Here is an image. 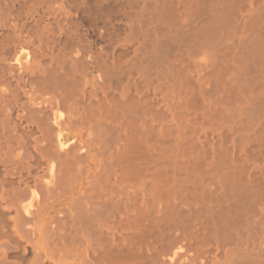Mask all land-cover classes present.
Segmentation results:
<instances>
[{"label":"bare ground","instance_id":"obj_1","mask_svg":"<svg viewBox=\"0 0 264 264\" xmlns=\"http://www.w3.org/2000/svg\"><path fill=\"white\" fill-rule=\"evenodd\" d=\"M0 264H264V0H0Z\"/></svg>","mask_w":264,"mask_h":264}]
</instances>
